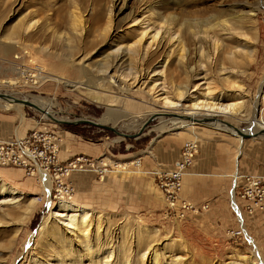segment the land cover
Listing matches in <instances>:
<instances>
[{"label":"rangeland","instance_id":"rangeland-1","mask_svg":"<svg viewBox=\"0 0 264 264\" xmlns=\"http://www.w3.org/2000/svg\"><path fill=\"white\" fill-rule=\"evenodd\" d=\"M110 1L0 0V34L12 31L25 14L40 12L37 14L40 25L35 29L36 33L34 31V38L28 40V48L19 38L4 39L13 47V51L5 55L0 50V81L18 77L20 70L26 71L27 76L23 79L25 83L20 86L0 83V92L33 103H36L34 98L41 96L48 106L51 105L50 113L65 120L104 119L106 116L112 117L110 114L114 112L116 116L106 124H115L126 133L138 132L153 112H168L169 115L158 118L154 124L167 134L173 133L175 147L170 149V157L180 151L186 140L195 137L200 139L199 154L189 170V173L195 175H188L183 186V197L194 200L198 205L209 203V208L190 213L183 219L167 212L161 191L152 175L147 173L151 161L145 156L144 149L150 136L147 139L144 135L138 139H129L86 124H59L45 116L44 112L28 105L14 104L7 108L5 106L8 101L0 98V142L24 138L38 129L54 137L61 161L85 155L94 160L105 158L112 164L137 162L138 165L128 168H137V172H113L102 180L92 170H87L77 171L71 178L75 192L72 198L66 199L86 206L93 217L101 216L103 227L107 225L112 232L114 253L102 254V261L105 262L101 264H123L125 254L129 256L128 264H149L151 253L141 257L144 250L137 241L139 233L149 234L153 245L151 248L154 249L155 244V249L163 255L160 256L162 264L170 263L171 259L175 261L172 264H264V204L255 211L249 202L250 198L242 196L243 189L238 190V195L236 192L245 222L243 227L231 200L234 173L264 177V134L242 138L228 131V128L221 129V126L215 127L209 123L189 124L171 130L174 122L172 117H179L175 114L181 115L185 106L164 107L156 96L162 92L160 87L165 85V89L168 87L167 91L170 92L168 94L173 97V86L188 83V77L197 73L199 67L196 69L195 65L201 50H195L192 39L189 64L194 70L188 68L189 72H186L174 53L165 68L167 82L164 85L161 79L157 82L153 79L160 77L159 63L166 57L165 46L146 60L137 61L136 57L133 64L127 57L119 59L111 70L110 73L116 76L132 70L141 71L145 81L142 89L141 83L130 87L124 83L111 84L109 81L103 85L98 83L101 82L99 76H103V72H99L101 67L113 60H108L107 55L114 53L118 43L130 42L132 39L130 37L133 34L128 32L132 15L150 3H156L165 15L175 16V24L186 33L201 28L205 25L202 22L212 21L215 16L228 19L229 23L234 24L237 14L254 10V23L260 29L256 42L260 51L258 61L252 64L247 61L240 63V68L245 72L237 76L224 74L213 66L208 70L211 75L208 80H194L203 85L210 82L220 92L231 87L228 82L222 81V77H236L241 88L229 90L228 94L232 95L233 100H243L242 105L247 113L232 116L220 114L214 117L224 119L244 131L254 132L255 118L264 117V0H126L124 5L123 1H119L116 6L121 7L122 11L118 12L115 6L117 14L113 17V27L105 37L94 29L95 25H91L93 29L87 31L86 36L80 40L77 51L65 50L56 33L69 29L73 11L84 13L92 24L101 14L106 13ZM246 18L243 23L247 33L252 36L254 33L250 25L253 22ZM227 42L238 43L237 39ZM203 45L207 53L209 44ZM43 47L47 48L44 52L41 50ZM82 57L85 60L80 61ZM69 58L75 59L77 65L67 63ZM43 62L46 66L42 65ZM78 63L86 68L83 74H80L81 64ZM38 72L51 76L62 75L78 85L70 88L54 80L35 84L31 73ZM255 99L259 100L257 113L254 108ZM3 169L15 173L17 169H24L0 164V177L2 175L9 185L17 186L24 194L4 192L2 195L0 189V264H68L75 260V255L80 264H90V257L81 256L83 252L78 245L81 240L76 233L68 229L72 252L65 254L58 247L56 239L48 237L45 229H41L44 218L50 217L48 221L55 222L51 214L59 210L57 206L62 197L57 199L51 194V206L40 174L30 176L20 173L8 177L1 173ZM263 196L258 194L256 199L259 201ZM33 199H37L34 212L28 218L25 215L21 217V212Z\"/></svg>","mask_w":264,"mask_h":264},{"label":"bare ground","instance_id":"bare-ground-1","mask_svg":"<svg viewBox=\"0 0 264 264\" xmlns=\"http://www.w3.org/2000/svg\"><path fill=\"white\" fill-rule=\"evenodd\" d=\"M119 1H123V5L126 2V0H111L106 8V13L101 14L97 19L94 20V23L92 24L90 23L91 20L89 21L88 18L86 19L84 13L73 11L69 29L60 33H56L65 50H71L73 52L77 51L79 45L78 43L80 42V40H82V38L86 36L87 31L93 29L91 25H95L94 29L99 31L100 36L105 37V35H107V33L110 32L113 27V17L117 14V12L115 13L114 10L117 2ZM116 10L118 12L122 11L121 7L118 8V6H116ZM38 13L40 12L38 11L37 14ZM37 14H34V12L33 14H25V16L21 18V20L17 23V26L12 31L0 34V50L3 54L9 55L11 50L13 51V47L5 42V38H19V40L24 42L25 47L28 48V40L30 38H34V31L35 29H38L40 25V18L37 17ZM255 14L256 13L254 12V10H249L247 13L243 12L242 14H237V16L234 17V24L229 23L228 19H220L218 16H215L213 17L212 21L207 20L202 22L205 25H202L201 28L191 29L189 30V33H186L183 29L177 27V25L175 24V16H173L172 14L165 15L162 11H160V8L157 7L156 3H150L145 7V9L140 10L132 15V18L130 20L131 24L129 25L128 29V32L133 34L132 37H130L132 39L130 40V42L127 41L118 43L115 47L114 53H110L107 55L108 60L110 58H112L113 60L111 61L112 63H110L109 61L101 67L102 69L99 72H103V76H99V80H101V82L99 81L98 83H102V85L107 81H109L111 84L124 83V85H126L127 87L135 86L141 83L140 88L142 89V85H144L145 81H143L144 75L141 71L132 72V70L131 72H126L124 74H121L120 76H116L110 73L111 70L115 68V66L117 65V60L119 59L127 57V60H130L131 64H133L136 57L137 61L139 59L146 60L147 57L152 55V53H156L159 49L165 46L166 57L159 63L161 67L160 72H158L160 73V77H157V79H153L155 81L161 79V83H163L164 85L167 82L165 68L168 67L167 65L174 53H176L178 62L183 66V69H185L186 72H189L188 68H191L192 71L194 70V68L189 64V54L191 50L190 47L192 44L191 42H194L195 50H201L200 54L198 55L199 59L197 60V63L195 65L196 69L199 67V69H197V73L188 77V83L173 86V97L168 94L170 92L167 91L168 87L165 89V85L163 87H160V90L162 92L159 94L157 93L156 95L157 99L162 102V105L164 107L172 108L176 106H185L184 111L181 115L190 117V119H187L185 117H172V121L174 122L170 127L171 130L184 128L189 124L193 125L198 123L196 120L200 119L198 117L199 115H205L204 117H214L220 114L227 116H232L236 113L246 114L247 110L242 105L243 100H233L232 95H229L228 91L234 90L235 88L237 89V87L241 88V84L238 82V80H235L236 77L235 79L230 78L231 75L237 76L245 72L244 69L240 68V63H243V61H247L249 64H252L258 61L260 51L256 46V42L259 39L260 29L254 23ZM246 17L249 19V21L251 20V23L253 22L250 25V28L254 33V35L252 36L247 33L246 26L243 23V20ZM214 20L216 21L214 22ZM100 31L102 33H100ZM190 38L192 39L191 42ZM234 39H237V44H231L227 42L228 40L231 41ZM203 43L209 44V51L207 53L205 52L206 49ZM41 50L44 52L47 50V48L43 47L41 48ZM207 56L208 58L206 60ZM83 60H85L84 57L80 59V61ZM67 63H71L72 66H74L75 64L77 65L75 59L69 58L67 60ZM78 64H81L79 70L80 74L81 72L83 74L86 68L82 66V63ZM42 65L46 66L44 62L42 63ZM119 66L120 65H118V67ZM213 66L224 74H231L221 78L222 81L224 80L228 82V85L230 84L231 87L229 89H225L224 91L220 90V92H218V88L215 89L216 86H212L210 82H208L206 85H203V83H197L194 81L195 78L208 80L211 76L208 70ZM202 74L203 76L200 77ZM18 75L19 76L14 79H2L0 83L10 86H20L21 83H25L23 82V79L27 76V72L20 70L18 72ZM31 76L34 77V81H36L35 84L54 80L58 83H65L67 86H70V88L76 87L78 85L77 82L70 81L62 75L51 76L49 74L38 72L36 74L31 73ZM78 76L80 75L78 74ZM217 76L218 75H216V77ZM148 93H150L149 90ZM12 97L13 96L0 97L8 101L5 107L8 108L14 104H18L14 102ZM34 100L36 102L34 104H38L37 106L44 110L45 116L51 114V105H47V101L45 100V98L38 96L37 98H34ZM187 101H189L190 103L187 104ZM258 101L259 100L256 99L254 101L255 113H257L258 111ZM187 107H189V109H186ZM110 115H112V117H115L116 113L112 112ZM112 117L108 118L106 116L104 117L103 121L105 123H108L110 120L114 119ZM209 124L214 125L215 127L221 126V129L229 128L226 124H223L221 122ZM263 129L264 117L260 119L255 118L253 123V131L257 132ZM232 131L234 132V130ZM128 164L129 163H127L126 165ZM39 174L41 176V180L43 181L46 196L48 197V203L52 206V201L50 199L53 189L52 181L48 174L44 172H40ZM190 174L191 173L186 174L185 177ZM241 175V173H237L234 175V178L238 179L239 181ZM0 182L2 195L4 194V192H9L13 195L24 194L23 191L19 190L20 188H18L17 186L9 185L7 181L2 177V175L0 177ZM231 195L233 208L237 212L241 224L243 225V227H245L243 214L241 208L238 205V200L235 197L236 194L234 189L232 190ZM62 198L59 201V205L57 206L59 210L51 214V217H54L56 219L55 222L50 223L48 221L50 217L44 218L41 229H45L46 235L48 237H51L54 240L56 239L55 241L56 243H58V247H60L61 251L65 254L72 252V241H70L69 239L71 238L67 236V234L69 233L68 229H70L71 231L76 233L81 240L80 242H78L81 252H83L81 256L90 257L92 259L90 261V264L104 263L105 261H102V257L104 255L102 256V254H106V252H112V254L114 253V245L111 238L112 232L110 228L107 225L106 227H103L104 224L101 222V216L93 217V213H91V211L88 210L86 206L79 205L77 202H75V200L70 201L69 199ZM36 200L37 199H33L32 202L27 206V208L23 209V211L21 212V217H24L22 215H25V218H28L32 215L36 206ZM70 212L72 213L71 215L69 214ZM244 230H246V228H244ZM128 235H131L130 232H128ZM148 236L144 233H139L137 236L138 244L144 250L141 257H144L147 253H151L148 259L149 264H162V258H160V256L163 257V255L162 253L158 252L157 249H155V244L154 249L151 248V246L153 245ZM110 249H112L113 251H111ZM125 255L126 256L124 257L125 259L123 261V264H128V262L130 261L129 256L128 254ZM172 261H174V259H171V262H167V264H172ZM145 263L146 262H143L142 264ZM68 264L80 263L77 259V256L75 255V260Z\"/></svg>","mask_w":264,"mask_h":264},{"label":"built area","instance_id":"built-area-1","mask_svg":"<svg viewBox=\"0 0 264 264\" xmlns=\"http://www.w3.org/2000/svg\"><path fill=\"white\" fill-rule=\"evenodd\" d=\"M199 150L200 139L198 137L188 139L183 143L181 157L173 168L163 169L158 166L147 171L156 177L157 186L162 192L167 212L180 219L190 213L209 208V203L198 205L182 196L184 177L194 165ZM58 151L54 137L37 129L24 138L0 142V164L21 167L27 175L34 176L40 172L48 174L52 181V194L57 199L73 197L75 186L71 176L74 172L92 170L104 175L108 171L125 170L126 168L129 170L131 165H138L136 161L128 165L125 162V165L117 162L112 164L105 158L94 160L85 155L64 162L59 159ZM240 178L242 179V196L250 198L249 202L253 204L255 211L259 207L261 209L264 204V196L259 201L256 198L258 194H264V177L242 174ZM262 209L264 208L262 207Z\"/></svg>","mask_w":264,"mask_h":264},{"label":"crops","instance_id":"crops-1","mask_svg":"<svg viewBox=\"0 0 264 264\" xmlns=\"http://www.w3.org/2000/svg\"><path fill=\"white\" fill-rule=\"evenodd\" d=\"M160 123H161V121H160ZM153 124L150 126V129L148 128V130L144 134V137L146 139H147L148 136H150V138L147 139V142L145 144V149H144V152L146 153L145 156H147V158L149 157L150 161H151L150 162V166H149L150 168L148 170H152V169H154V168H156L158 166H160L163 169L173 168L175 166V164L177 163V161L181 157L182 147L180 148V151L177 152V154H174V155H172L170 157V155H169L170 152L169 151H170V149L172 147H175L174 146L175 145L174 144L175 140H174V138H172L173 137V133L167 134L162 128L156 126L157 124H154V125ZM195 161H196V159H195ZM237 165H238V163H237ZM237 165H236V168H238ZM17 170L18 171L15 173L12 170L3 169V171L1 173L6 175V176H8V177L9 176L12 177L15 174L18 175L20 173L24 175V173H26L25 170H22V169H17ZM137 170H138L137 168H136V170L134 169V170H129V171L128 170L127 171L114 170V171H108V172H106L107 174L105 173L104 175H100L99 173L94 172V171L93 172L97 175V177H99L100 179L103 180L104 178L108 177L113 172H117V173H123V172L124 173H132V172H137ZM237 173H239V172H236L234 174H237ZM73 174H75V172ZM73 174H72V176H73ZM148 174L152 175V177L155 180L156 185H157V180H156L155 175H153L151 173H148ZM190 175H195V173H191ZM233 175H232V178H234ZM72 176H71V178H72ZM187 178H189V176L185 177V180L183 181V186H185V182L187 181L186 180ZM241 184H242V179L241 178L239 179V181H238V179H235V178L232 180L231 189L232 190L234 189L235 190V194L237 192V195H238V190L241 188ZM232 190H231V194H232ZM182 192H183V190H182ZM237 195H235L236 199H238ZM182 196H183V194H182ZM231 200H232V195H231ZM238 205H239V203H238Z\"/></svg>","mask_w":264,"mask_h":264},{"label":"water","instance_id":"water-1","mask_svg":"<svg viewBox=\"0 0 264 264\" xmlns=\"http://www.w3.org/2000/svg\"><path fill=\"white\" fill-rule=\"evenodd\" d=\"M4 96H8L11 97L5 93H1L0 92V97H4ZM12 99L14 100L15 103L18 104H24V105H28L31 107H34L40 111H43L41 108H39L36 104H34L32 101L28 100V99H22L19 97H12ZM167 115H169L168 112L165 111H157V112H153L152 114L149 115V117L142 123V126L140 128V130L136 133H126L123 132L121 130H119L115 124H106L103 120V118L101 119H89V118H81V119H77L75 121H71V120H65V119H60L57 118L55 116H53L52 114H48V116L54 120L55 122L59 123V124H86V125H90V126H95L98 127L100 129L103 130H108L114 134H116L119 137L122 138H129V139H138L140 138L142 135L145 134V132L148 130V128L150 129V126L154 123L155 120H157L158 118H162V117H166ZM176 116L179 117H185L187 119H190L189 116H183L180 114H175ZM198 123H217V122H221L223 124H226L227 127H229L230 129L234 130V132L232 130H228L230 132H232L233 134H237L239 136H241L242 138H251V137H257L260 134H264V129L257 131V132H250V131H244L236 126H234L233 124H231L230 122L224 120V119H219V118H215V117H204V118H200L198 120H196ZM228 128V129H229ZM227 129V128H225Z\"/></svg>","mask_w":264,"mask_h":264}]
</instances>
